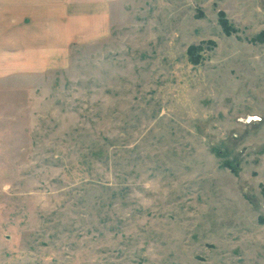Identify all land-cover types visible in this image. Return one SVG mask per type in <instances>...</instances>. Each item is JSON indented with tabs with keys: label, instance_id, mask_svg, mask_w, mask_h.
Listing matches in <instances>:
<instances>
[{
	"label": "rangeland",
	"instance_id": "obj_1",
	"mask_svg": "<svg viewBox=\"0 0 264 264\" xmlns=\"http://www.w3.org/2000/svg\"><path fill=\"white\" fill-rule=\"evenodd\" d=\"M102 30L0 45V264H264V0Z\"/></svg>",
	"mask_w": 264,
	"mask_h": 264
},
{
	"label": "crops",
	"instance_id": "obj_2",
	"mask_svg": "<svg viewBox=\"0 0 264 264\" xmlns=\"http://www.w3.org/2000/svg\"><path fill=\"white\" fill-rule=\"evenodd\" d=\"M114 1L0 0V45H7L5 52L15 58L26 55L31 44H48L62 51L66 42H75L84 33L81 27L89 35H101L107 20L109 26Z\"/></svg>",
	"mask_w": 264,
	"mask_h": 264
}]
</instances>
